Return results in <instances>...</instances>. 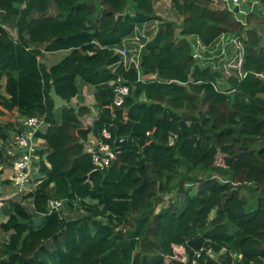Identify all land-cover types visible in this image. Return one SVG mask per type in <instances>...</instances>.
<instances>
[{"label":"trees","instance_id":"1","mask_svg":"<svg viewBox=\"0 0 264 264\" xmlns=\"http://www.w3.org/2000/svg\"><path fill=\"white\" fill-rule=\"evenodd\" d=\"M155 1L0 0V142L20 116L44 113L38 153L50 163L33 192L3 207L0 264H264V27L213 0H171L176 22ZM223 34L242 37L246 76L225 75ZM120 48L140 49L144 79ZM60 50L59 62L40 60ZM118 78L130 86L119 107ZM85 86L93 104L78 98ZM52 87L78 112L55 108ZM104 128L119 147L98 171L85 142ZM53 198L79 214L50 212ZM179 245L187 262L172 258Z\"/></svg>","mask_w":264,"mask_h":264},{"label":"built area","instance_id":"2","mask_svg":"<svg viewBox=\"0 0 264 264\" xmlns=\"http://www.w3.org/2000/svg\"><path fill=\"white\" fill-rule=\"evenodd\" d=\"M247 2L250 5L244 6ZM263 3L264 0H213L215 8L220 10L225 9L233 13L248 28H250L249 16L254 13L255 8H259ZM243 38L245 39L246 35L243 34ZM241 39V36L228 34H223L220 37V43L223 48V56L220 62L223 61L222 65L224 66L226 76L232 74L230 69L233 67H238L241 77L247 74L246 71L242 70L245 49ZM227 46L230 48V51L227 50ZM118 51L122 55L124 66L126 68L134 66L138 70L139 78L144 79L145 77L140 72V49H137L133 54H130L126 48H120ZM40 60L42 61V59ZM256 75L264 78V73H256ZM217 82V89L219 91L227 93L234 91L229 86L223 88L220 80ZM113 84L115 93L113 103L119 107L123 105L125 97L129 95L130 86L123 83L121 78H118ZM0 121L2 123H8V120L5 118H2ZM48 125L49 123L46 122L44 113L20 116L18 120L14 121V126L11 129L9 137L0 142V149L4 151V155L0 156V210L3 209L8 200H16V198L20 200L21 195L25 192H33L35 190L40 183L39 178L42 176V161L46 166L50 167V163L46 160V155L38 153L42 149L41 145L45 143V140L42 137H37V133L40 130H46ZM122 140L120 139V141ZM92 141H86L85 146L87 151L91 153L94 170L104 171L109 169L117 159V148L119 147L117 139H112L111 132L104 128L102 130V138H95L96 142L94 143ZM8 186L15 187V190L8 192ZM63 203L65 205V202L61 199H51L48 204L50 212L61 211L64 214L62 212L63 209H61ZM174 248L176 254L172 258L187 262L188 257L185 248L180 245ZM179 250L183 251V256L178 253ZM209 252L211 256L215 257L211 251ZM192 264L199 263L194 260Z\"/></svg>","mask_w":264,"mask_h":264},{"label":"rangeland","instance_id":"3","mask_svg":"<svg viewBox=\"0 0 264 264\" xmlns=\"http://www.w3.org/2000/svg\"><path fill=\"white\" fill-rule=\"evenodd\" d=\"M171 2H172L171 0H156L155 1V10H156V13L158 15L163 16L165 19H169V20H173V21H176V22H180L182 20V17L175 10V8L173 7V5H172ZM246 5H250V3L247 2V4H245L244 6H246ZM259 8H260V10L263 13V11H264V3L261 4L259 6ZM50 12L51 13H56V8H55L54 5L51 7ZM262 13H258L259 14L258 16H255V15L252 16V21L251 22L249 21L250 22L249 27L251 25L256 26V27H259V26H262L263 25V27H264V22H261L262 17L264 16V14H262ZM249 22H247V23H249ZM9 27H10L12 33L15 35L16 34V30L13 27V25H9ZM227 48L229 49L228 46H227ZM67 53H68V51H65V50L56 51L54 53L48 52L47 55H46L47 56V63L53 65V64L59 62L62 58H64ZM204 54L205 55H208V52L205 51ZM210 59H213V58H210ZM209 61H212V60H209ZM213 62H215V61L213 60ZM218 62H220V60H218ZM88 94H90V92H88ZM91 140H93L92 143L96 142L95 141V137H94L93 134H91L90 137H89V141H91ZM215 164H217V165H224V159H223V156L222 155H219L217 157V160H216V163ZM13 190H15V187H13V186H8L7 187V191L8 192H11ZM242 193L244 195H246L247 197H250V195H251V194H249V192H247L245 190H243ZM17 199L18 198H16V200ZM167 200H169V199H167ZM167 202H165V203L167 204ZM26 205L28 207H31V205H30L29 202ZM61 209H63V212H64V215L65 216L75 217V216H77L79 214L77 210L71 211L69 208H67L64 205V203H63ZM5 213L8 214V212H5V208L2 209V210H0V222L5 221L7 219V215ZM212 216H213V213L211 214V217ZM8 236H9V233L0 231V248H1V245L3 244V242L5 240H7ZM178 253L181 256L184 255V253H183L182 250H179Z\"/></svg>","mask_w":264,"mask_h":264},{"label":"water","instance_id":"4","mask_svg":"<svg viewBox=\"0 0 264 264\" xmlns=\"http://www.w3.org/2000/svg\"><path fill=\"white\" fill-rule=\"evenodd\" d=\"M179 37H181V36H179ZM186 40L191 46L192 54L195 55L196 51H195V47H194L192 41L190 40V38H186ZM50 95L54 101L55 108H59L61 106L70 104L78 112L80 106L77 105L74 101H68L67 99H64L62 96H60L57 93L55 87H52Z\"/></svg>","mask_w":264,"mask_h":264},{"label":"crops","instance_id":"5","mask_svg":"<svg viewBox=\"0 0 264 264\" xmlns=\"http://www.w3.org/2000/svg\"><path fill=\"white\" fill-rule=\"evenodd\" d=\"M47 53L48 52H45V54H44V56L42 58V62L45 65L50 66L51 64L47 63V56H46ZM52 53H54V52H52ZM88 92H90V94H88ZM78 98H79L80 101H83V103H85V104H93V102H94V88H91L89 86H85L84 89L81 92V95Z\"/></svg>","mask_w":264,"mask_h":264}]
</instances>
